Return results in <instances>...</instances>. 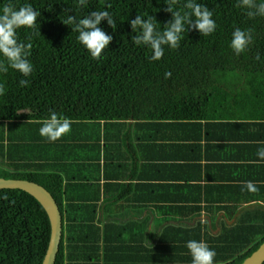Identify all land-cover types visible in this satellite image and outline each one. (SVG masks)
<instances>
[{
    "label": "trees",
    "instance_id": "1",
    "mask_svg": "<svg viewBox=\"0 0 264 264\" xmlns=\"http://www.w3.org/2000/svg\"><path fill=\"white\" fill-rule=\"evenodd\" d=\"M198 2L213 11L214 34L203 37L189 29L179 49L166 48L161 60L152 61L150 49L132 43L130 21L151 15L162 30L171 20L164 0H88L87 6L78 0H13L16 7L30 3L41 13L40 34L18 32L21 41L32 43L28 86H19L23 77L14 70L0 76L7 89L0 97V179L39 184L56 200L63 237L55 264H192L186 243L193 239L216 251V264H243L264 244V209L233 225L185 224V215L157 224L125 220L111 217L110 208L100 210V180L89 176L95 168L87 164L97 159L94 142L99 144L103 124L108 131L115 123L195 119L209 92L217 90L241 89L264 102V17L249 19L239 0ZM183 4L179 0L176 8ZM104 10L116 28L101 22L113 39L96 61L62 21L68 14L83 18ZM237 27L253 36L240 56L229 47ZM52 111L73 121L71 133L55 143L39 135V121ZM51 233L49 216L33 196L0 190V264H43Z\"/></svg>",
    "mask_w": 264,
    "mask_h": 264
},
{
    "label": "crops",
    "instance_id": "2",
    "mask_svg": "<svg viewBox=\"0 0 264 264\" xmlns=\"http://www.w3.org/2000/svg\"><path fill=\"white\" fill-rule=\"evenodd\" d=\"M209 94L195 119L115 123L108 131L103 124L97 159L87 164L100 180V210L152 224L185 215V224L233 225L264 209V163H252L264 141V102L241 89Z\"/></svg>",
    "mask_w": 264,
    "mask_h": 264
},
{
    "label": "clouds",
    "instance_id": "3",
    "mask_svg": "<svg viewBox=\"0 0 264 264\" xmlns=\"http://www.w3.org/2000/svg\"><path fill=\"white\" fill-rule=\"evenodd\" d=\"M87 3L88 0H78L79 6H87ZM164 3L167 5L166 11L171 14V20L162 30H158L159 23L151 15L147 18L137 15L130 21L132 32L136 34L132 43L137 47L150 49L152 61L161 60L166 48L179 49L184 33L189 29H195L203 37L214 34L217 29L213 11L198 0H184L182 9L176 8L179 0H164ZM239 4L249 19L264 17V0H239ZM40 15L41 13L30 3L16 7L13 0H7L6 3L0 0V76L7 74L9 69L18 72L23 77L19 81L20 87L28 86V77L33 74L34 66L29 60L32 43L21 41L18 32L20 30L39 32L37 20ZM105 20L109 27L116 28V21L108 10L94 11L83 18L68 14L62 23L71 26L72 32L78 33V42L93 60L99 61L104 58L103 54L113 39L112 35L99 27ZM252 42L251 30L237 27L232 32L229 47L236 56H240L246 53ZM255 59L261 61V56L257 54ZM170 76V72L165 73V78ZM6 92L5 84L0 81V97ZM39 123L41 124L39 135L47 142L55 143L71 133L73 121L52 111L48 118ZM257 143L260 145L256 153L258 160L252 163H264V141ZM243 188L249 192L258 191L252 181H245ZM186 248L192 257V264H216L217 253L207 242L189 240ZM224 264H230V261H225Z\"/></svg>",
    "mask_w": 264,
    "mask_h": 264
},
{
    "label": "water",
    "instance_id": "4",
    "mask_svg": "<svg viewBox=\"0 0 264 264\" xmlns=\"http://www.w3.org/2000/svg\"><path fill=\"white\" fill-rule=\"evenodd\" d=\"M20 190L33 196L47 212L51 222V240L43 264H55L63 237V216L51 193L39 184L0 179V190ZM243 264H264V244Z\"/></svg>",
    "mask_w": 264,
    "mask_h": 264
}]
</instances>
